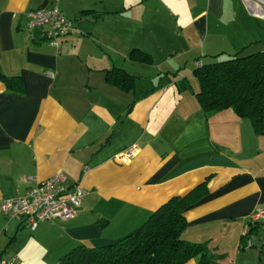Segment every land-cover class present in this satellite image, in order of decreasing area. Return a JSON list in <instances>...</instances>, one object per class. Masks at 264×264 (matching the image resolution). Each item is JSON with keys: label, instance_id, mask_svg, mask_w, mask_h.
Wrapping results in <instances>:
<instances>
[{"label": "crops", "instance_id": "0c3cea01", "mask_svg": "<svg viewBox=\"0 0 264 264\" xmlns=\"http://www.w3.org/2000/svg\"><path fill=\"white\" fill-rule=\"evenodd\" d=\"M52 2L0 0V73L19 87L0 79L2 255L53 264L188 194L184 239L206 241L217 264H264V246L241 242L264 207V134L231 108L205 111L194 74L198 59L264 51V18L244 0H57L73 28L55 46L26 25L27 11ZM134 144L129 162L115 159ZM59 172L87 190L73 218L26 230L2 213L5 199ZM262 233L256 223L252 235Z\"/></svg>", "mask_w": 264, "mask_h": 264}, {"label": "trees", "instance_id": "16d2710c", "mask_svg": "<svg viewBox=\"0 0 264 264\" xmlns=\"http://www.w3.org/2000/svg\"><path fill=\"white\" fill-rule=\"evenodd\" d=\"M196 62V96L203 109L210 113L231 108L239 117L250 120L256 133L264 134V51ZM0 79L9 88H19L17 77L0 73ZM191 202L188 194L173 196L124 238L101 247L77 245L53 264H185L191 260L195 264H217L206 241L192 242L182 236L187 225L183 213ZM259 222L264 221L249 220L242 243L248 244L246 238Z\"/></svg>", "mask_w": 264, "mask_h": 264}, {"label": "built area", "instance_id": "2783aa9c", "mask_svg": "<svg viewBox=\"0 0 264 264\" xmlns=\"http://www.w3.org/2000/svg\"><path fill=\"white\" fill-rule=\"evenodd\" d=\"M251 13L264 18V0H244ZM27 29L30 32L39 30L51 44L59 46L60 38L72 30V22L67 19L53 0L51 6L26 12ZM198 65L200 62H196ZM136 144L115 156L120 162H129L136 154ZM65 176L59 172L43 182L31 186L23 195L5 199L1 206L2 213L8 217H21L31 230H35L42 221L54 219L68 220L73 218L87 190L80 184L71 187L64 185ZM250 222L264 221V207H257L249 218ZM248 229L244 228L243 235ZM251 240L247 246H250ZM16 255L3 256L0 251V264H15Z\"/></svg>", "mask_w": 264, "mask_h": 264}, {"label": "rangeland", "instance_id": "374dc122", "mask_svg": "<svg viewBox=\"0 0 264 264\" xmlns=\"http://www.w3.org/2000/svg\"><path fill=\"white\" fill-rule=\"evenodd\" d=\"M165 36H167V35H165ZM195 80L197 81V79L195 78ZM30 227L28 226V225H26L25 226V229L27 230V229H29ZM248 237H250L253 241H255V243H259L257 246H258V248H260L261 246H264V244H262V243H264V242H262V241H264V233H262L261 234V236H260V239H257L256 238V236H254V235H252V233H250L249 235H248ZM252 246H248L247 248H251Z\"/></svg>", "mask_w": 264, "mask_h": 264}, {"label": "bare ground", "instance_id": "6f19581e", "mask_svg": "<svg viewBox=\"0 0 264 264\" xmlns=\"http://www.w3.org/2000/svg\"><path fill=\"white\" fill-rule=\"evenodd\" d=\"M51 6V5H50ZM47 7H49V6H47ZM44 8V7H43ZM38 9H40V8H38ZM63 13V12H62ZM65 16V15H64ZM66 17V16H65ZM67 18V17H66ZM67 19H69V18H67ZM70 20V19H69ZM71 21V20H70ZM72 22V21H71ZM72 28H73V22H72Z\"/></svg>", "mask_w": 264, "mask_h": 264}]
</instances>
